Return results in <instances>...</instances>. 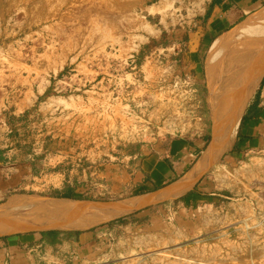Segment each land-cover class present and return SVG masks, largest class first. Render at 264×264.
I'll return each instance as SVG.
<instances>
[{"label": "rangeland", "instance_id": "374dc122", "mask_svg": "<svg viewBox=\"0 0 264 264\" xmlns=\"http://www.w3.org/2000/svg\"><path fill=\"white\" fill-rule=\"evenodd\" d=\"M202 7L203 0H0V150L38 172L0 203L16 194L59 198L54 190L74 181L77 200H119L107 166L192 128L207 127L210 140L206 89L177 61L180 42L198 35ZM230 51L216 55L214 77L229 70ZM224 154L205 174L207 188L223 196L191 210L164 201L125 215L126 223L71 230L87 237L64 238L52 253L38 247L36 263L264 264V151Z\"/></svg>", "mask_w": 264, "mask_h": 264}, {"label": "crops", "instance_id": "0c3cea01", "mask_svg": "<svg viewBox=\"0 0 264 264\" xmlns=\"http://www.w3.org/2000/svg\"><path fill=\"white\" fill-rule=\"evenodd\" d=\"M263 5L264 0H203V7L196 21L195 32L198 34L196 39L188 38L180 42L183 44V51L182 54H178L177 61L182 62L183 69L193 73L195 81L202 83V87H205L203 98L207 112H209L206 102L208 81L204 59L208 48L218 36L234 28ZM44 93L43 90L36 99L43 97ZM209 135L207 127L206 129L192 128L186 133L169 134L156 139L151 144L141 145L138 151L125 156L128 163L122 166H107L108 169L114 170L113 173L106 175L107 179H110L111 191L121 193L122 198H128L165 189L192 168L202 150L206 148L205 144L209 140ZM235 143H237L236 150L232 151ZM229 149V151L226 150L228 151L226 155L230 159L254 150L264 151V73L241 115ZM4 156L7 161L0 162V199L11 190L25 188L31 179L37 177L32 173L31 167L12 164L9 160L10 156L7 153ZM205 174L190 190L165 202H171L179 210H191L198 208L210 198L213 199V196H223L207 188ZM148 207L150 205L143 206L131 214L143 213ZM86 235L85 232L81 233L78 238H86ZM38 247H42L47 254L60 247V244L47 243L42 239L39 231L2 235L0 236V264H38L36 263Z\"/></svg>", "mask_w": 264, "mask_h": 264}, {"label": "bare ground", "instance_id": "6f19581e", "mask_svg": "<svg viewBox=\"0 0 264 264\" xmlns=\"http://www.w3.org/2000/svg\"><path fill=\"white\" fill-rule=\"evenodd\" d=\"M243 33L247 37L238 43V37ZM229 46L232 50L228 54L229 70H220L214 77L212 70L215 57ZM204 67L207 74H211L206 95L212 119L211 138L192 168L179 180L165 189L119 200L11 195L0 203V236L48 229H88L143 206L173 200L190 190L230 148L241 115L264 73V6L211 43Z\"/></svg>", "mask_w": 264, "mask_h": 264}, {"label": "trees", "instance_id": "16d2710c", "mask_svg": "<svg viewBox=\"0 0 264 264\" xmlns=\"http://www.w3.org/2000/svg\"><path fill=\"white\" fill-rule=\"evenodd\" d=\"M139 55H140V53L138 54V56ZM46 94H47V91H45L44 95H46ZM243 118H244V116L242 117V120H243ZM236 144L237 143L234 144L232 151L236 150V147H237ZM138 150H139V148L135 149V151H138ZM224 155H226V154H224ZM5 161H7V158H5L3 150H0V162L4 163ZM31 169H32V173L34 175L38 174V172L35 170L34 165H31ZM76 187H77V182L74 181L73 185L66 182L61 189H55L54 194L56 197H59V198L82 199V196L76 192ZM129 216L120 217V218H117L116 220L111 221V222L126 223L125 220ZM83 232L84 231L48 230V231H39V234L42 236V239L45 240L47 243L57 244V243L62 242V239L68 238L69 236H74L75 239H77L78 236Z\"/></svg>", "mask_w": 264, "mask_h": 264}]
</instances>
